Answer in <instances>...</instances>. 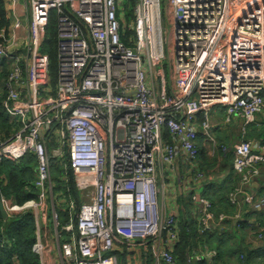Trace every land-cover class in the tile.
<instances>
[{"label": "built area", "instance_id": "built-area-1", "mask_svg": "<svg viewBox=\"0 0 264 264\" xmlns=\"http://www.w3.org/2000/svg\"><path fill=\"white\" fill-rule=\"evenodd\" d=\"M8 1L9 26L0 16V66L9 67L3 104L21 125L10 137L0 132V161L19 160L30 151L38 161L35 198L16 204L1 195L8 217L34 212L32 247L40 264H46L42 228L48 221L63 264H120L116 240L128 250L141 243L156 264H176L178 218L160 202V172L163 166L174 171L181 151L190 164L197 160L199 128L210 135L211 109L223 106L227 123L238 117L249 126L264 118V0H167L175 53L169 73L162 66L161 0H137L131 18L121 0ZM52 12L57 15L55 87L40 52ZM166 136L177 141L167 142ZM234 149L238 182L228 201L235 208L242 201L254 205L247 187L262 174L264 140L240 141ZM66 154L79 208L70 197L54 196L52 167ZM192 199L200 206L201 233L241 219L239 210L217 212L207 197ZM60 200L71 212L63 225L56 210ZM217 255L212 248L193 249L189 261Z\"/></svg>", "mask_w": 264, "mask_h": 264}, {"label": "crops", "instance_id": "crops-1", "mask_svg": "<svg viewBox=\"0 0 264 264\" xmlns=\"http://www.w3.org/2000/svg\"><path fill=\"white\" fill-rule=\"evenodd\" d=\"M9 17L10 4L4 0ZM7 25V24H6ZM25 27L21 33H24ZM42 62L48 63L46 59ZM210 112L213 124L210 135L202 132L199 128L197 144L199 156L190 164L181 151V160L176 164V169L171 171L163 166L160 172L159 184L164 187V194L160 202L170 215L178 218L181 228L190 225L191 233L198 226L199 204L192 199L193 195L203 196L210 199L216 211L235 213L240 211L241 219L238 221L227 220L208 233L207 238L200 243V249H219V257L213 259L214 264H264V201L260 196L264 193V167L261 176L255 178L247 187L248 191L256 198L255 204L250 205L242 201L240 208L231 206L227 194L238 182V175L233 169L235 156L234 146L240 141H250L258 145L264 140V118L261 117L254 125L245 126L244 121L236 117L231 122L224 123L225 110ZM223 114V120L220 116ZM202 116L200 115V121ZM167 142H176L177 139L166 138ZM223 146L226 148L224 149ZM192 168L195 170L193 171ZM196 171L203 173L201 178H196ZM51 224V226H49ZM37 233V230H36ZM65 238V236H64ZM42 239L45 246L44 261L46 264H63L57 245V235L52 221L43 228ZM61 240V239H60ZM120 244L125 245L123 242ZM119 246L115 253L122 264H156L152 255L143 251L142 244L138 242L141 250H128L127 247ZM213 249V248H212ZM134 253L132 256L129 253ZM152 253V252H151Z\"/></svg>", "mask_w": 264, "mask_h": 264}, {"label": "trees", "instance_id": "trees-1", "mask_svg": "<svg viewBox=\"0 0 264 264\" xmlns=\"http://www.w3.org/2000/svg\"><path fill=\"white\" fill-rule=\"evenodd\" d=\"M128 1L132 7L137 3V0ZM0 16L2 17L1 24H7V26H9L10 19L8 18L4 0H0ZM132 16L133 10L129 12V17L131 18ZM47 30L49 33V43L44 49L47 54L42 55L47 57L48 78L51 86L55 87L58 80L57 15L55 12H52L51 21ZM43 66H45L44 62ZM8 74L9 67L7 63L3 62L0 66V132L4 137H10L21 125L18 119L11 120L10 115L4 108L3 101L7 98L4 84ZM55 144L56 142H51V145ZM66 160L67 154L62 159L61 166L57 163L59 161L53 164V184L56 186L54 189V196L56 199H64L65 197L68 199V197H70L76 203L77 208H79L81 201L75 182L74 172ZM37 165V157L33 151L28 152L19 160L5 159L0 161V194L5 198L11 199L12 202L16 204H23L25 201L35 198L38 193V189L35 186ZM59 217L63 225L70 219L71 212H68L66 209ZM73 217L76 218V215L73 214ZM178 228L180 230L179 242L174 250L176 264H214L210 261H189L191 251L193 249L200 250L199 245L201 241H203V239L205 240L208 233L212 230L201 233L199 221L197 228L194 229V233L190 232L192 230L190 225L182 229L179 220ZM36 230V220L31 212L4 218L0 211V264H40V256L33 251L32 247L37 239ZM120 242L121 241L116 240L118 246L123 245H121ZM123 247H125V245H123ZM210 247L217 251V257H219V249L213 246ZM148 254L152 255L151 251H149L147 255ZM247 261L248 260L245 258L246 264H248Z\"/></svg>", "mask_w": 264, "mask_h": 264}, {"label": "rangeland", "instance_id": "rangeland-1", "mask_svg": "<svg viewBox=\"0 0 264 264\" xmlns=\"http://www.w3.org/2000/svg\"><path fill=\"white\" fill-rule=\"evenodd\" d=\"M122 1V4L123 6H125L126 8L128 7L129 9L132 10V5L128 4V0H121ZM161 4H162V10H163V16H164V32H163V36H164V44H165V59L163 60L162 62V66L165 67L167 73H169V68L172 67V72H173V69H175V61H174V37H170V26L168 24V19L166 17V9H167V0H161ZM130 12V11H129ZM128 16H129V13H128ZM47 36L49 37V33H48V30H47ZM48 43H49V40L46 41V43L44 44L43 47L40 48V52L41 54H47L46 51H44V49L48 46ZM49 54V53H48ZM171 57V59H169ZM161 65L160 64H157V67H160ZM150 68L149 66L147 67V71L148 73L150 74L149 72ZM157 69H155L154 67V64H152V68H151V72L154 74V72L156 71ZM224 110L225 108L223 106H217V109L215 112L217 111H222V113H224ZM211 115H214V112H210ZM223 114L220 116V119L223 120ZM225 123V122H224ZM67 162V160H66ZM58 165H62L61 161L57 162ZM53 178H54V175H53ZM66 204H64L61 200L58 201V204L56 205V210L58 211L59 215H62V213L66 210ZM31 214L34 216L35 218V214L33 211H30ZM48 213H49V216L51 217V213H52V204H51V199L49 198L48 199ZM51 226V224L49 225ZM45 227V225H43V228ZM43 228H42V233H43ZM66 238V235L65 233H62V236H61V241L65 240ZM135 247L134 249H137L138 251L141 250L139 247L140 245H138V242L136 244H134ZM133 249V247H132ZM130 255L134 256L135 254L134 253H129ZM150 255V254H148ZM119 261H120V264H122L120 258H119Z\"/></svg>", "mask_w": 264, "mask_h": 264}, {"label": "water", "instance_id": "water-1", "mask_svg": "<svg viewBox=\"0 0 264 264\" xmlns=\"http://www.w3.org/2000/svg\"><path fill=\"white\" fill-rule=\"evenodd\" d=\"M0 211H1V214L4 218H7L8 217V214L6 212V209L4 207V204L2 202V197H1V194H0Z\"/></svg>", "mask_w": 264, "mask_h": 264}]
</instances>
